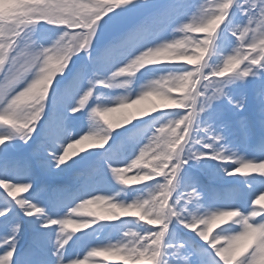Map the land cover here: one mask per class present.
I'll return each mask as SVG.
<instances>
[{"label":"snow or ice","instance_id":"snow-or-ice-1","mask_svg":"<svg viewBox=\"0 0 264 264\" xmlns=\"http://www.w3.org/2000/svg\"><path fill=\"white\" fill-rule=\"evenodd\" d=\"M70 6L69 0H43V3L37 7V11L39 14L45 17L55 18L61 11L67 10L70 8ZM150 7H152L150 0H121V2L108 13L106 16L107 19H103L101 21L100 25L98 26L97 34L100 32L103 26L119 25L123 23L129 15ZM234 7L238 8L239 11L246 16V18L251 19L252 16L264 11V0H231V3L227 6L225 5V0H202V2H198V0H191V2H188V0H172V3L163 8L154 10L151 15L145 17L143 20L133 23L123 30L117 31V33L112 37L111 43L107 49V53L109 55H126L128 57L127 62L118 67L123 68L126 65L137 63L147 56L151 51L167 49L169 47H184L185 54L178 56L175 60H186V65L189 67H181L175 70L194 72L200 67V65L197 60L192 59L193 49L204 48V61L207 62L205 57H208L210 48H212L218 33L217 29H221V24L224 25V32L231 33V35L234 36L237 41L243 40V37L240 36V33L231 26L233 23L231 19L233 12L231 10ZM222 16V22L219 24V27L216 29L214 35L209 36L210 29L198 24V18L207 17L209 20H212V22L215 23V21L220 19ZM43 23H46V21H42V24ZM53 26H62L57 27L55 29L56 31H70V29H67V26L65 25ZM168 29H171L174 33L179 34L175 36L179 37V39L172 38L171 40H165L161 43L154 44L144 50H138L142 47V42L146 41L153 34L163 32ZM193 29H195V31H193ZM193 32L208 33V35L203 40H201L199 36L193 38L191 36V33ZM189 40L192 41L190 45L186 43V41ZM92 52L93 48H90L88 53L90 58L92 56ZM189 52H191V55L188 54ZM259 52L260 50L257 49V51L252 52L248 59L243 61V68L240 69L239 76L248 77L251 74L250 72L244 70V66L252 63L253 59L259 54ZM0 58L11 59L12 64H15V51L11 47H7L5 51H0ZM224 60H229V62L236 60V54H227L224 56L220 64H222ZM237 63H239V61H237ZM261 64H264V60L256 64L255 68L259 66L257 69H264V67L260 66ZM151 65L158 64L146 63L145 67ZM145 67L141 69H144ZM24 76L25 73L23 71H14L13 68L7 63L0 67V125H8L13 129L12 133L0 134V145H5L7 141H10L16 135H19L20 138L23 139L25 143H27L32 139L35 129L39 126V122L43 119L46 108V99L43 101L44 109L39 120L28 122L27 125H25L24 120L21 118V112L27 106L26 103L22 102L23 97L21 94L27 87L28 82L31 80L29 79V76L27 79H24ZM94 76L97 80L103 78V75L99 72H97ZM194 79H198L199 82L196 83L195 87L198 92L205 93L203 100H205L206 103L197 104L194 102L193 97L189 99L187 105L184 107L161 109L164 110L163 114L165 116L176 114L174 119H180L182 123L179 129V146L176 147L175 151L171 153L170 161L167 163V167L164 169V175L155 176L158 177L155 185H164L162 191L165 193V195L157 194L154 196L150 194L147 197L149 202H151L153 199H155L157 202L166 199V206L161 205L162 211L159 213V219L153 223H146L148 227H145L144 230L138 234L131 232L123 234L125 236H135V240L130 244L124 245L119 243H108L92 247L83 256V260H88L90 257L95 256L90 254L96 249L104 248L119 250L120 253H125L126 258L131 262V264H140L142 253L148 256H155V264H158L162 248H168L172 249L171 253H169L172 259L165 260L164 264H209V260L206 258L205 253L201 252L200 246H186V242L181 240L174 227V225L178 224L181 226H186L188 229L197 232L203 241L210 245L215 254L221 258L220 261H215L213 258L214 264H229V261L224 258L221 252L222 246L219 244L214 245V241L220 235H230L237 231L244 230L251 225H264V209H259L256 207V205H248L247 212H242L240 208L231 204L223 209L218 208L215 210H201L203 207L199 203L201 192L197 186L190 185L186 188V190L178 191L180 181L179 173L181 172L184 165L187 164L189 160L193 159L201 160L204 157L211 156L217 160L235 161L238 164L237 167L224 168V172L228 175H235L237 173L243 172L244 170L255 172L254 169L248 168L246 166L241 167V165H246L248 161L253 160L245 159L244 157L238 156L234 152L230 153L224 144V133L213 127L212 123H205L200 119L201 113H205L206 110L212 106V102L214 100L225 96L232 100L225 89L227 85L234 82V79L224 76L209 75L208 70H205L203 74L197 73V76ZM224 80L227 81V84L219 85V82ZM21 84H23L22 87ZM89 84L90 87L84 89L82 93H80L78 104H74L71 107L70 110L73 114L86 108L89 102L87 96H85V100L88 101L87 104H85L83 107H80L79 111H72V109L78 105L84 104V101H81L80 97L84 96L89 88H93V95H95L97 85H103L101 83H96L93 78L89 80ZM212 84H217L219 86L212 87ZM232 102L238 106L242 105L241 101L233 100ZM172 109H180L182 111H168ZM156 113H158V111L152 114ZM149 119H152V117H149ZM170 122L171 121L169 119L162 120L160 126L157 129H160L162 124ZM137 123L139 124L141 121H137ZM79 137L76 138L72 135H69L66 145L72 140L79 139ZM156 142V137L151 135L147 139V142L139 148L138 154L133 159H131L130 162L136 160L137 157H140L141 160H144L145 157H149L152 149L156 145ZM64 148L65 147H63L62 151L59 153L49 152V155L52 156V158L56 161V167L66 164L70 159L77 156L74 155L71 158H68L64 154ZM109 167H111L112 170L117 168L112 167V165H109ZM166 169L168 170L166 171ZM253 179L258 178L254 177ZM169 180L171 181V184L168 183ZM0 182L27 187L26 191L24 187H18L15 189L17 192L24 191L25 193H28L27 196H17L14 199H8L7 195H0V231L5 233L2 237H0V247L5 248L3 254L0 255V264H14L13 257L16 252L19 237L24 230L23 218L18 215V213L22 212L27 216L39 215L40 220L46 226L56 224L62 226L63 221L67 219H73L71 217V214L73 213L71 210L76 208V206L70 210L69 215L65 218L55 219L47 215L45 209L35 201L34 191L32 190L33 181L0 179ZM0 185H2L5 189L4 183H0ZM261 185L262 186L257 189V192L260 194L264 193V181H261ZM257 192L252 194L254 196V200H256V198L260 195L257 194ZM95 196L104 197V195ZM11 197L13 198V196ZM137 203H141V201H137ZM191 204L196 205L195 211L189 208V205ZM231 209H238L241 213V216L235 218V225L241 226L239 229L231 225L228 227H220L219 231L213 235L212 228L210 227L208 230L210 233L209 235L203 233L200 228L193 229L191 226L197 221L211 219L212 215H214L216 212ZM253 212H259V215L250 216L249 213ZM122 216L124 215H121V217ZM121 217L119 219L106 221H117L120 220ZM241 217L244 219L242 220ZM145 220L147 221V218H145ZM145 220L139 219V221ZM245 220L247 223H244ZM231 221L233 220L231 219ZM168 233L173 234V242L171 243H169L166 238V234ZM249 242L250 241L242 242L239 247H237L231 254V260L234 262V264H247L249 257L244 253ZM66 244L67 240L64 237H57V245L55 249L57 257L56 264H81L80 258L74 260L65 258V252L62 251V249L65 248ZM29 264H31V262H29ZM36 264H46V261L40 259L36 261Z\"/></svg>","mask_w":264,"mask_h":264},{"label":"clouds","instance_id":"clouds-1","mask_svg":"<svg viewBox=\"0 0 264 264\" xmlns=\"http://www.w3.org/2000/svg\"><path fill=\"white\" fill-rule=\"evenodd\" d=\"M120 2L121 0H69L70 8L61 11L55 18H49L37 11V7L43 3V0H0V51H5L7 47H11L16 54L15 64H12L11 59L0 58V67L7 63L14 71H23L25 73L24 79H27L28 76L32 77L21 94L22 102L27 105L21 112V118L25 125L41 118L44 109L43 101L48 97L56 77L69 70V65L73 62L74 56H79L81 52L89 53V49L93 48V42L97 37L98 26L101 21ZM230 3L231 0H225L226 6ZM222 19L223 16L213 23L207 17L198 18V24L209 28V36H211L219 27ZM42 21H46V23L42 24ZM47 25H65L70 31H56L57 35L52 39V42L45 46L40 43L37 33ZM231 26L243 37V40H238L232 52L229 53V55L236 54V60L231 62L224 60L222 64L213 66L204 61V48L193 49L192 59L197 60L200 65L194 72L172 69L150 79L138 92H134L133 77L141 68L145 67L146 63L161 64L163 61L175 60L178 56L185 54L184 47H169L151 51L137 63L118 68L111 75L103 76L102 79L97 80L93 76L96 83H101L108 88L126 89V92L113 98L110 105L101 102L93 106L89 110L92 127L79 139L70 141L64 148V154L71 158L89 148L104 147L110 139L112 130L137 118L148 116L162 108L184 107L193 97L197 104L206 103L205 100L199 99L205 93L198 92L195 87L196 83L199 82L198 79H194L197 73L203 74L205 70H208L209 75L234 79L240 75L239 65L248 59L252 52L259 49L260 52L252 63L244 66L245 71L257 75L259 69L255 68V65L264 60V11L252 16L251 19L246 18L232 23ZM186 43L190 45L192 41L189 40ZM260 66L264 67V64ZM123 76L128 78L119 79ZM226 84V80L219 82V85ZM219 85L212 84V87ZM92 95L93 88H89L84 96L80 97L84 104L78 105L72 111H79L80 107L88 102L85 100V96L90 100ZM175 115L170 114L173 117L169 119L171 122L162 124L160 129H156L152 133L157 142L149 157H145L144 160L137 157L136 160L125 166L113 169L116 178L122 184H141L154 179L156 175H164V169L170 161L171 153L179 146V129L182 121L174 119ZM84 144L88 145L87 149L83 147ZM245 166L254 169V173L264 174V161H248L246 165H241V167ZM133 169L136 170L135 174L129 175ZM0 183H4L5 189L13 198L17 197L19 193L15 191L16 188L24 187L25 191L27 190L26 186L12 185L6 182ZM168 183L171 184V181L169 180ZM163 187L164 185L151 187L147 197L150 194L154 196L157 194L165 195L162 191ZM147 197L140 196L130 203L115 202L108 196H93L82 200L76 208L71 210L82 218L63 221L62 232H78L88 228L96 220H114L119 219L121 215H138L140 220L147 218V223H153L159 219V213L162 211L161 205L166 206V199L160 202L153 199L149 202ZM137 201H141V203H137ZM261 201H264V193H261L253 201V204L261 205ZM259 209H264V205H261ZM249 215L256 216L259 215V212L249 213ZM238 216H241L238 209L219 211L212 215L211 219L197 221L191 226L193 229L200 228L203 233L210 235L208 230L210 227L212 228L213 222L214 224L217 222L227 224L229 219L234 220ZM241 219L244 218L241 217ZM244 223L247 221L245 220ZM69 225L70 227L74 226L71 231L68 230ZM129 232L138 234L140 231L135 227H128L123 234ZM134 240V235H123L116 243L127 245ZM244 241H250L244 253L249 257L247 264H264V225H251L230 235H220L214 241V245H221L224 258L229 261V264H234L231 260V254ZM101 251L120 253L119 250L100 248L90 255H97ZM141 257L140 264H155V256L142 253Z\"/></svg>","mask_w":264,"mask_h":264},{"label":"rangeland","instance_id":"rangeland-1","mask_svg":"<svg viewBox=\"0 0 264 264\" xmlns=\"http://www.w3.org/2000/svg\"><path fill=\"white\" fill-rule=\"evenodd\" d=\"M258 68V67H257ZM255 70V69H254ZM259 74V73H258ZM257 74V75H258ZM248 83V81H246V80H244V79H242V78H238V79H236V80H234V82L233 83H231V84H229V85H227V86H229V87H232V88H235V87H239V88H242V87H244L246 84ZM216 102V100H214L213 101V103H215ZM167 119H171V118H167ZM166 119V120H167ZM247 159H249V160H251L252 158H251V156L250 155H248L247 156ZM254 161V160H253ZM229 162H235V161H229Z\"/></svg>","mask_w":264,"mask_h":264},{"label":"trees","instance_id":"trees-1","mask_svg":"<svg viewBox=\"0 0 264 264\" xmlns=\"http://www.w3.org/2000/svg\"><path fill=\"white\" fill-rule=\"evenodd\" d=\"M133 121H135V120H133ZM131 122H132V121H131ZM131 122H129L128 124H130ZM126 125H127V124H126ZM124 126H125V125H124ZM83 147L87 149V148H88V145H87V144H84ZM91 150H92V148H91V149H87V150H85V151L88 152V151H91ZM79 155H80V153L77 154V156H79ZM117 259L122 260L123 257H122V256H118Z\"/></svg>","mask_w":264,"mask_h":264}]
</instances>
